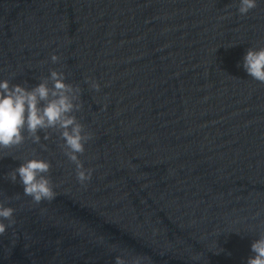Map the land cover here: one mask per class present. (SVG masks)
Segmentation results:
<instances>
[{
  "label": "water",
  "instance_id": "obj_1",
  "mask_svg": "<svg viewBox=\"0 0 264 264\" xmlns=\"http://www.w3.org/2000/svg\"><path fill=\"white\" fill-rule=\"evenodd\" d=\"M260 46L264 0L246 15L238 0H0V78L63 71L92 134L86 186L58 127L0 150L16 208L0 264H247L264 231V83L242 58ZM33 155L56 192L40 204L8 178Z\"/></svg>",
  "mask_w": 264,
  "mask_h": 264
},
{
  "label": "clouds",
  "instance_id": "obj_2",
  "mask_svg": "<svg viewBox=\"0 0 264 264\" xmlns=\"http://www.w3.org/2000/svg\"><path fill=\"white\" fill-rule=\"evenodd\" d=\"M257 3L258 0H238V12L246 15ZM50 58L53 63L60 59L56 53H52ZM242 67L253 80L264 83V46L249 47L243 55ZM86 80L90 88L99 90L100 84L95 79ZM79 93L80 88L66 82L64 72L57 69L50 70L46 78L32 87L12 84L9 79L0 78V150L22 144L25 131L38 142V129L58 127L66 148L65 154L75 164L77 180L86 186L92 169L84 166L80 154L84 153L85 143L92 134L84 130L74 115L82 107ZM50 167L49 160L33 155L24 158L12 169L8 178L22 185L24 196L40 204L56 196L47 175ZM10 199L0 200V234L15 224L16 208L6 203ZM250 248L252 255L248 257L247 264H264V231L251 242ZM115 264L139 262L117 256Z\"/></svg>",
  "mask_w": 264,
  "mask_h": 264
}]
</instances>
